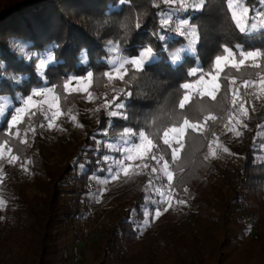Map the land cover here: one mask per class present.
<instances>
[{
	"label": "trees",
	"instance_id": "16d2710c",
	"mask_svg": "<svg viewBox=\"0 0 264 264\" xmlns=\"http://www.w3.org/2000/svg\"><path fill=\"white\" fill-rule=\"evenodd\" d=\"M243 1L250 15L264 13V0ZM191 2L200 4V0ZM228 2L204 0L203 10L190 9L182 17H190L189 23L197 26V43L189 47L193 54H188L185 51L190 43L188 38L181 40L175 33H169L166 46L161 48L160 42L151 35L161 16L166 17L175 10L160 0H0V99L10 98L16 103L18 97L28 96L34 88L43 86L36 68L39 59L30 58L28 54L54 55L55 64L45 72L49 85H59L69 75L85 76L92 71V88L96 91H102L106 83L104 73L109 70V45H115L122 54L130 57L143 46L151 45L158 56L156 61L145 65L143 73L134 75L130 70L125 77L128 81L125 93L132 95L121 96L119 102L126 105L122 113H127V119L122 116L109 118L107 113H102L98 128L88 129L86 139L74 149L64 165L53 166L41 156H34L32 174L45 188V195L32 198L19 189L12 199L32 216L28 225L19 219L13 222L17 251L23 264H59L63 260L65 250L60 247L58 229L68 227L80 215L79 203L89 193L91 177H102L106 173L98 168H107V165H98L97 161H102L107 151L103 146L99 150L96 148L94 137L104 141L106 137L122 134L125 128L133 129L136 134L143 131L160 146L163 159L169 161L174 173L176 194L189 191L192 196L196 209L193 224L207 225L216 215L220 216L221 222L222 219L226 222L227 210L243 196H256L257 200H262L264 162H257L256 157L261 155L260 145L264 144V139L259 137L264 131V107L255 109L249 103L250 98L244 96L245 128L240 131L239 142L230 148L243 159L241 169L233 171L236 176L242 175L243 181L241 184L240 181L229 183L234 195L230 202L225 200L213 177L218 171L205 159L213 133L231 109L234 88L238 86L244 95V82L251 77H264V29L253 33L235 30ZM138 22L143 24L140 29L136 28ZM237 46L261 55L255 62H245L238 68L226 67L219 76L220 89L215 100L193 95L181 109L179 103L187 94L183 84L214 74L215 57L224 56L225 47L238 52ZM235 56L238 60L242 58ZM194 71L196 74L190 75ZM211 115L215 117L213 121L205 120ZM184 119L203 125L204 130L189 129L186 132L182 142L184 147L173 164L171 149L163 144L162 137L166 130L181 126ZM0 129V146L7 143L19 150L18 141L11 138L6 121L0 123ZM146 175L131 176L112 187L114 192L122 193L118 200L121 198L122 204L130 205L138 216L147 199ZM218 176L222 177L221 174ZM64 193L71 194L73 203L63 199ZM213 199L225 205V215L214 207ZM132 213L128 211L112 231L100 264L108 263L118 238L124 237L130 243L136 234L130 222Z\"/></svg>",
	"mask_w": 264,
	"mask_h": 264
},
{
	"label": "rangeland",
	"instance_id": "374dc122",
	"mask_svg": "<svg viewBox=\"0 0 264 264\" xmlns=\"http://www.w3.org/2000/svg\"><path fill=\"white\" fill-rule=\"evenodd\" d=\"M160 1L164 3L163 0ZM164 4L175 9L168 13L166 18H171L174 12L179 11L174 4ZM227 6L235 30L245 29L244 32L253 33L264 29L263 12L250 15L243 0H229ZM190 9H193V4L187 0L186 11ZM179 22L176 25H179ZM196 34L185 36L190 41L185 49L188 54H193L190 48L197 43ZM108 52L107 72L113 78L109 79L105 76L106 83L102 91L92 88L93 76L88 78L87 75H69L83 79H79L78 82L69 81L67 89L64 88V83L69 76L59 85H49L45 72L55 64V60L52 53H46L36 54L39 57L36 64L37 74L42 79L43 86L46 84L47 87L53 88V91L43 93L41 96L33 95V103L28 105L19 102V97L16 103L10 98L0 99V110H2L0 123L6 121L4 117L11 120V116L16 114L15 107L24 109L19 113L20 121L11 129L8 128L11 138L18 141L19 150H14L12 145L7 143L0 146V264H23V259L17 251L13 222L19 219L23 224L28 225L32 222V216L29 210L12 201L17 191L23 189L32 198L44 196L46 193L45 188L34 180L32 174L34 156H41L53 166L64 165L74 149L86 139L88 129L92 131L98 128L102 113L108 115L112 110L122 113V109H115L113 106L105 108L104 105L113 97L123 96L126 90L125 77L128 72L124 75V80H119L116 77L121 73L115 72L113 66L118 68L125 59L131 60L133 57L122 54L115 45H109ZM50 55L53 57L52 60L48 59ZM28 56L32 58L33 54ZM222 57H229L228 60L222 61V70L217 69L215 63L214 74L203 76V79L199 78L189 84V88L186 89L189 99L185 103L191 100L193 95L212 99L206 93L215 84H219L221 72L230 66L232 61H238L235 55L230 56L229 53H225ZM157 58L155 54L154 59L146 64L156 61ZM257 58L258 56L254 59L249 58L245 62H255ZM41 60L44 61L43 68L39 66ZM124 67L129 71L132 70L128 64ZM213 76L217 77L215 81L212 79ZM243 84L244 95L240 93L238 86L234 88L231 109L224 114L206 154L207 159L218 171L213 173V177L228 202L234 197L229 183L236 184L240 181L241 184L243 181L242 175L239 177L233 172L241 169L243 159L233 154L230 148L239 142L240 131L245 128L243 119L247 115V108L244 96L250 98L249 103L255 109L264 107V77H251ZM36 89L38 88H34L29 95H32ZM219 89L215 92V96ZM24 99L26 100L27 96ZM115 103L120 102L113 101V104ZM50 106L51 111H49ZM52 112H55L56 116L51 120L52 126L49 127V120L45 117L51 116ZM108 117L115 118L109 115ZM209 120L213 121V119ZM189 129L191 128L186 132ZM202 130L204 126L197 125L196 131ZM138 134L127 136L122 133L115 137H106L104 141L97 137H94V140L98 150L103 146L107 151L103 156L107 155L111 159L119 157L121 149L128 146L126 141L134 142ZM184 136L180 137L170 129L167 139L173 142L174 146H178L174 142L177 139L183 142ZM146 137L150 139L148 135ZM259 137L264 139V131L260 132ZM147 139L144 141L145 146ZM224 148L229 151L225 152ZM260 148L262 153L256 157L257 162H264V144H261ZM136 155L137 152L133 150L130 161L133 167L129 168V177L147 174L145 202L151 201L148 203L150 216H145L144 206L142 214L138 216L137 211L130 209V205L122 204L121 198L118 200L122 193L114 192L112 187L128 179L123 173L115 179H108L107 172L102 177L94 175L90 179L89 193L80 200V215L71 221L68 227L58 229L60 247L65 250L63 260L59 264H100L104 260V248L110 240L112 231L125 218L128 211H133L130 222L136 234L130 239V243L124 240V237L118 238L115 252L107 264H264V192L262 200H257L256 196L239 198L232 203L226 215L225 205L220 200L213 199L214 207L225 215L226 222L223 219L221 222L220 216L216 215L209 224L198 226L193 224L196 209L192 204V196L189 191L181 195L176 194L171 167L169 170L173 173V180L171 188H168V182L162 173L151 174V166H156L155 161H145L150 165L147 169H135L134 165L140 163L136 160ZM11 156L17 157L14 163H8ZM218 174L222 177L219 178ZM150 179L152 186H149ZM63 199L71 203L74 200L68 193H64ZM158 200L164 201L160 205L162 215L155 217L154 209ZM178 201L185 203L181 204ZM169 204L171 207L168 206ZM166 207L168 210L163 211ZM146 219L148 224L144 227Z\"/></svg>",
	"mask_w": 264,
	"mask_h": 264
},
{
	"label": "snow or ice",
	"instance_id": "6c2138e0",
	"mask_svg": "<svg viewBox=\"0 0 264 264\" xmlns=\"http://www.w3.org/2000/svg\"><path fill=\"white\" fill-rule=\"evenodd\" d=\"M122 2H127V0H122ZM164 3L172 5L175 3V0H163ZM203 4H204V0H200V4L199 5H193V10H203ZM158 15H160L158 13ZM190 17L186 18V19H182L179 22V25H175L173 26V24L170 22V17H163L161 16L160 20H158V26L156 31L152 32L151 35L154 37L155 40H157L158 42H160V46L161 48H164L166 46L167 43V38H168V34L169 33H173L175 32V34L178 36L179 39H183L185 36L189 35V34H195L197 32V26L195 24H190ZM143 26L142 22H138L136 24V28L140 29ZM241 32H244L245 29H240ZM55 47H59L58 45H55ZM240 48V50L238 52H233L231 49H229L228 47H225L223 49L224 52L229 53L230 56L231 55H239L240 57H242L241 59H239L238 61H232L231 62V67L233 68H238L240 65L245 64V61L248 60L249 58L254 59L255 57L261 55L260 52L257 51H247V50H243L242 46H237ZM33 57L35 59H39L38 56H36L35 53H33ZM155 54L153 51V47L151 45H145L142 47L141 50H139V52L131 59H125L118 68H116L115 66H113V69L115 72L117 73H121L119 76H117L116 78L119 80H124V75L129 71V69H126L124 67L125 64L130 65V68L133 70L134 75L135 74H139V73H143L145 71V65L147 62H150L152 59H154ZM49 60H52L53 57L50 55L48 57ZM229 57H222L220 55H217L215 57V63H216V68L219 70H222V61H226L228 60ZM41 68L44 67V61L41 60L40 61V65ZM227 66V65H225ZM194 74L190 73V75ZM105 76H108L109 79H112L113 76L109 73V72H105L104 73ZM93 76V72L92 71H88L87 72V77L91 78ZM201 79H203V76L200 77ZM79 79H83V77H76V76H69L68 80L65 81L64 83V88L67 89L68 88V83L69 81L75 80V81H79ZM212 79L215 81L217 79V77L213 76ZM125 83L127 84L128 81H125ZM247 83V81H246ZM220 85L219 84H215L212 89H210L206 95H208L209 97H211L213 100L216 99L215 96V92L219 89ZM183 88L184 89H188L189 88V84L185 83L183 84ZM75 90H79V89H75ZM53 88H49L47 87V85L45 84L42 88H38L36 90L33 91L32 95H28L27 99L25 100L23 96L19 97V102L24 103L25 105L31 104L33 103V95L35 96H41L43 93H48V92H52ZM86 91V89H85ZM125 96H131L132 93L131 92H126L124 93ZM120 97L116 96L113 97L111 101H107L104 105L105 108H108L109 106H113L115 109H124L126 107V105L123 102L120 103H115L113 104V101L119 100ZM189 98L187 95L183 96V99L180 101L179 103V107L181 109H183L185 107V101H187ZM14 107V106H13ZM242 107V105H241ZM11 111V109L9 110ZM24 109L20 108V107H15V113L11 116V120H7V117H4V119L7 122L8 128L11 129L14 125H16L19 121H20V116L19 113L23 112ZM49 111H51V106L49 107ZM0 113H2V110H0ZM34 114V113H32ZM108 115L111 117H117V116H122V118L127 119V113H119L118 111L112 110L108 112ZM56 113L52 112L51 116H47L46 115V119L49 120V127H51V120L55 119ZM207 119H215V117H206L205 120ZM227 127V126H226ZM259 127V125H258ZM188 128H191L192 130L196 131L197 130V124L195 123H190L189 120L184 119L183 120V124L179 127H172L171 131L172 132H176L178 133V135L180 137H183L186 133V130ZM34 130V129H33ZM0 131H2V129H0ZM123 135H127V136H132L135 135V132L133 129L130 128H125L123 130ZM169 135V131L166 130L163 134L162 137V142L164 145H167L168 148L171 149V161L174 164L175 161L178 159V153L179 151L184 147V144L181 142V140L177 139L174 143L175 145L178 146H174L173 142H170L169 139H167ZM213 135H215V133H213ZM237 135H239V133H237ZM147 139L145 133L143 131L139 132L137 139L134 142H127L126 144L128 145L127 147H124L121 149V155L117 158H111L107 155L103 156L102 161L98 160L97 164L101 165V163L105 164V165H109L107 168L104 167H99L98 171H106L107 172V178L108 179H115L118 178L121 173H123V176L126 178H130L129 177V168L133 167V163H131V153L133 152V150H135L137 152L136 155V160H139L140 163L139 164H135L134 167L137 170L140 169H147L150 167L149 163H146L145 161H155L156 166H151V174H156L158 172L162 173L166 179L167 183V187L171 188V182L173 180V173L169 170L170 169V163L168 160L163 159V155L160 152V146L158 144H155L153 142V140L151 139H147V146H145L144 141ZM109 147H112L111 145H109ZM211 147V145H210ZM225 152H228L229 150L227 148L223 149ZM9 151H11V149H9ZM205 159H207V157H205ZM17 160L16 156H11L8 160V163H14ZM81 167H83V165H81ZM149 186H152V180H149ZM151 201L146 202L144 208H145V216H150V210L148 208V203H150ZM161 203H164L163 200H158L156 202V206L154 209V216L155 217H159L160 215H162V212L160 210V205ZM178 203H185V201H178ZM169 207H171V204L168 205ZM168 208H164L163 211H167ZM134 211V210H133ZM148 224V220L146 219L144 221V227H146Z\"/></svg>",
	"mask_w": 264,
	"mask_h": 264
},
{
	"label": "built area",
	"instance_id": "2783aa9c",
	"mask_svg": "<svg viewBox=\"0 0 264 264\" xmlns=\"http://www.w3.org/2000/svg\"><path fill=\"white\" fill-rule=\"evenodd\" d=\"M186 4L187 0H175L174 5L179 11L170 18V22L173 24V26H175L187 13Z\"/></svg>",
	"mask_w": 264,
	"mask_h": 264
}]
</instances>
